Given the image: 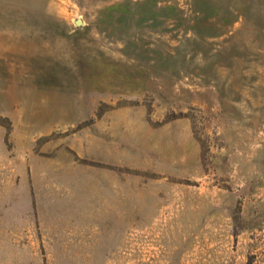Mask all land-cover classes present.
Segmentation results:
<instances>
[{
    "label": "rangeland",
    "instance_id": "1",
    "mask_svg": "<svg viewBox=\"0 0 264 264\" xmlns=\"http://www.w3.org/2000/svg\"><path fill=\"white\" fill-rule=\"evenodd\" d=\"M0 264H264V0H0Z\"/></svg>",
    "mask_w": 264,
    "mask_h": 264
},
{
    "label": "water",
    "instance_id": "2",
    "mask_svg": "<svg viewBox=\"0 0 264 264\" xmlns=\"http://www.w3.org/2000/svg\"><path fill=\"white\" fill-rule=\"evenodd\" d=\"M81 20L80 19H77L76 20V24H80Z\"/></svg>",
    "mask_w": 264,
    "mask_h": 264
}]
</instances>
